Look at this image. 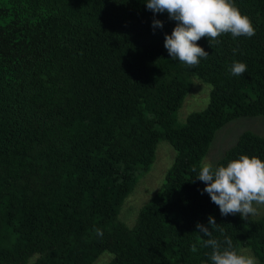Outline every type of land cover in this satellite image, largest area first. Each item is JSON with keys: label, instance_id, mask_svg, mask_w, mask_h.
<instances>
[{"label": "trees", "instance_id": "trees-1", "mask_svg": "<svg viewBox=\"0 0 264 264\" xmlns=\"http://www.w3.org/2000/svg\"><path fill=\"white\" fill-rule=\"evenodd\" d=\"M235 3L255 35L202 38L189 67L164 47L176 22L156 14L153 31L146 0H0V264H211L196 231L209 215L264 264V214L222 216L192 171L219 128L264 116V0ZM190 76L209 103L177 126ZM161 139L176 152L161 190L111 225ZM241 154L264 160V136L244 131L216 165Z\"/></svg>", "mask_w": 264, "mask_h": 264}, {"label": "clouds", "instance_id": "clouds-1", "mask_svg": "<svg viewBox=\"0 0 264 264\" xmlns=\"http://www.w3.org/2000/svg\"><path fill=\"white\" fill-rule=\"evenodd\" d=\"M146 7L153 13V31L164 27L156 14L167 13L168 19L176 22L171 33L164 34V47L170 58L189 67L199 65L209 55L198 43L202 38L206 37L211 46L219 44L224 34H231L233 39L255 35L250 17L241 12L235 0H146ZM246 71L247 64L241 61H234L230 68L233 76ZM192 171L205 184L201 194L210 196L222 216L239 213L246 220L257 214L258 206H264V160L258 156L241 154L226 165L203 160L199 171L195 167ZM213 230L224 236L223 241L213 236ZM196 231L207 237L201 246L211 249V264H259L254 254L233 245L214 216L209 215L207 224L197 222Z\"/></svg>", "mask_w": 264, "mask_h": 264}, {"label": "rangeland", "instance_id": "rangeland-1", "mask_svg": "<svg viewBox=\"0 0 264 264\" xmlns=\"http://www.w3.org/2000/svg\"><path fill=\"white\" fill-rule=\"evenodd\" d=\"M185 81L188 91L182 105L174 113L175 125L177 126L183 125L190 113L201 111L207 107L212 89L209 83L196 76H190ZM244 131H251L264 136V116L238 117L227 122L215 132L209 149L201 161L210 160L216 164L226 150L237 142ZM175 154V150L167 141L161 139L158 142L153 163L147 171L140 174L134 188L118 207L117 217L111 221V225L122 222L127 226H132L135 223L139 209L161 190L165 175L173 163ZM263 214L264 206H258L257 214L251 217L258 218ZM241 249L244 250L245 248ZM108 255L110 254L105 252L93 264L104 263L108 260Z\"/></svg>", "mask_w": 264, "mask_h": 264}]
</instances>
